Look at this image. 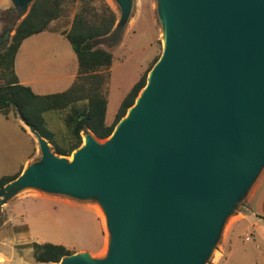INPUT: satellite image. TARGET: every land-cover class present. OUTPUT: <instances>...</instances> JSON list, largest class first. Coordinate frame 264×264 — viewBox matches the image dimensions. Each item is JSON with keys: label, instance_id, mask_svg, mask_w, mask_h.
<instances>
[{"label": "water", "instance_id": "obj_1", "mask_svg": "<svg viewBox=\"0 0 264 264\" xmlns=\"http://www.w3.org/2000/svg\"><path fill=\"white\" fill-rule=\"evenodd\" d=\"M24 17L33 0H11ZM115 31L133 0H116ZM163 50L134 104L103 140L59 155L32 124L41 158L0 188L95 199L105 255L57 264H206L264 169V0H157ZM0 35V43L10 37Z\"/></svg>", "mask_w": 264, "mask_h": 264}, {"label": "rangeland", "instance_id": "obj_2", "mask_svg": "<svg viewBox=\"0 0 264 264\" xmlns=\"http://www.w3.org/2000/svg\"><path fill=\"white\" fill-rule=\"evenodd\" d=\"M105 1L115 10L119 19L121 7L118 2L116 0ZM9 5L10 0H0V10ZM74 13L69 18L54 21L44 35L33 37L34 39L58 38L61 40L60 44L51 45L44 52L47 60L54 61L55 66L47 67L40 72L43 80V77L57 75L62 68L67 67V64L69 67L76 66L77 57L70 41L63 36L53 34V29L60 32L70 29ZM12 25L10 13H0V35L6 31L5 27ZM124 28L114 37L115 40L102 44L114 54L108 83V122L114 120L122 100L138 81L142 72L150 68L153 60L162 53L163 32L157 13V0H133V10ZM10 31V37L0 43V52L7 46L15 32L14 29ZM46 43L36 44L42 47ZM25 46L20 51L19 61L34 51L35 47ZM39 70L37 69L36 72L38 73ZM60 83L61 80L49 81L47 79L42 84L46 86L43 90L59 89L62 85ZM46 117L48 118L49 115ZM53 119L55 122L51 125L52 128L56 132L65 131L64 121L62 119L56 121L55 117ZM22 126L25 125L21 118L15 115L7 118L0 113V176L14 174L29 164H24V162L33 152V139L36 140V137L30 135V131H25ZM87 133L82 132L83 137ZM51 149L54 152L52 144ZM40 158L41 152L39 151L34 160ZM263 179L264 169L254 189ZM231 220L225 225L221 239L206 264H212L219 256L218 250L221 249ZM109 238L105 213L95 199L79 200L64 194L47 193L35 188L23 189L6 202H2L0 197V258H2L0 264L58 263L37 262L33 249L29 247V244L34 241L63 244L72 253L89 251L95 256H102L107 252ZM95 252L97 254H94ZM227 264H264V260L255 259L250 251L247 255L241 256V252L237 249L229 256Z\"/></svg>", "mask_w": 264, "mask_h": 264}, {"label": "trees", "instance_id": "obj_3", "mask_svg": "<svg viewBox=\"0 0 264 264\" xmlns=\"http://www.w3.org/2000/svg\"><path fill=\"white\" fill-rule=\"evenodd\" d=\"M7 12L13 25L5 28L15 32L0 52V113L7 118L15 115L32 124L60 155H70L82 144V132L91 131L99 139L109 137L146 85L148 73L160 55L150 68L142 72L122 100L114 120L109 123L108 83L114 54L102 44L112 42L117 36L115 25L118 15L115 10L105 0H33L22 19L19 12L12 9L0 13ZM73 13L70 29H64L62 33L77 56V77L65 91L36 93L29 85L20 82L15 72L16 55L26 38L49 30L54 21L69 18ZM53 117L56 121H64L65 131L56 132L52 128ZM23 129L26 131L24 126ZM22 170L0 176V188L17 178ZM260 217L264 220V215ZM29 247L33 249L35 260L41 263H57L72 253L65 245L53 242L34 241Z\"/></svg>", "mask_w": 264, "mask_h": 264}, {"label": "crops", "instance_id": "obj_4", "mask_svg": "<svg viewBox=\"0 0 264 264\" xmlns=\"http://www.w3.org/2000/svg\"><path fill=\"white\" fill-rule=\"evenodd\" d=\"M8 9H13V3L11 0L9 7L0 11ZM124 29L125 28H123V30ZM45 33H47V31L32 35L23 41L16 55L15 72L18 75L20 82L29 85L36 93L48 94L65 91L73 85L77 77L78 60L76 66L73 65V67H69L67 64V67L62 68L57 73V75L43 77V80L41 78L43 75H41L40 72L47 67L53 68L55 66L54 61L47 60V58L44 56V52L49 46L61 43V40H59L58 38L52 40L33 38L38 37L39 35H44ZM53 34L56 36L60 35L66 38V36L60 31H53ZM36 43H40V45L42 43L46 44L40 47V45H37ZM35 44L37 46H35ZM25 45L29 47L32 46V48L35 47L33 49L34 51L29 53L19 61L18 56L22 47H24ZM56 58L57 55L55 56V59ZM37 69H40L38 73L36 72ZM47 79L49 81H53L55 79L61 80V88L55 90L51 89L53 91H51L50 89L49 91L43 90L46 86H42V84L44 83V81H47ZM35 87L39 89H36ZM24 125L26 131H30L29 127L25 124V122ZM30 135L33 136L32 133ZM33 143V152L30 153V155L25 160L24 164H28L33 161L38 155V152L40 151L37 141L33 139ZM255 184L250 190L249 194L241 202L240 207L229 218V220H232L227 230V233L225 234L224 242L221 245V249L218 250L219 256L214 259V262L212 264H227L229 261V256L232 255L237 249L241 252V256L247 255V253L250 251L251 254L255 257V259L262 258L264 260V220L260 217L261 215H264V179L254 189ZM241 245L243 246L240 247ZM96 252L94 254H97Z\"/></svg>", "mask_w": 264, "mask_h": 264}]
</instances>
